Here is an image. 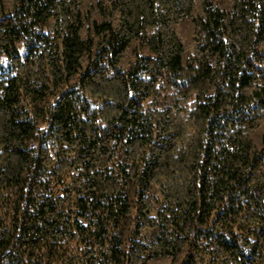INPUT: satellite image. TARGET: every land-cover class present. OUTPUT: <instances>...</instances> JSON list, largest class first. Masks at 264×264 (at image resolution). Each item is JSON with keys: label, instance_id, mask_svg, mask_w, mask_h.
Wrapping results in <instances>:
<instances>
[{"label": "trees", "instance_id": "1", "mask_svg": "<svg viewBox=\"0 0 264 264\" xmlns=\"http://www.w3.org/2000/svg\"><path fill=\"white\" fill-rule=\"evenodd\" d=\"M85 1L0 0V264H264V0Z\"/></svg>", "mask_w": 264, "mask_h": 264}, {"label": "rangeland", "instance_id": "2", "mask_svg": "<svg viewBox=\"0 0 264 264\" xmlns=\"http://www.w3.org/2000/svg\"><path fill=\"white\" fill-rule=\"evenodd\" d=\"M96 0H86L85 1V7H89L90 5L94 4ZM182 32L185 36V38L187 40L190 39V35H191V28L189 26V24H185L183 27H182ZM143 235L144 237H147L148 234H146V232H143ZM167 262L166 261H162V262H152L151 264H166Z\"/></svg>", "mask_w": 264, "mask_h": 264}]
</instances>
